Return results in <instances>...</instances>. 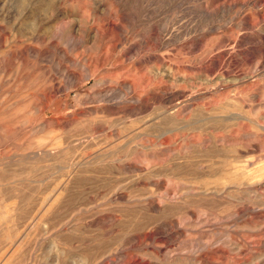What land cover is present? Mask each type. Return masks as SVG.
Returning <instances> with one entry per match:
<instances>
[{"label":"rangeland","instance_id":"1","mask_svg":"<svg viewBox=\"0 0 264 264\" xmlns=\"http://www.w3.org/2000/svg\"><path fill=\"white\" fill-rule=\"evenodd\" d=\"M0 264H264V0H0Z\"/></svg>","mask_w":264,"mask_h":264},{"label":"bare ground","instance_id":"2","mask_svg":"<svg viewBox=\"0 0 264 264\" xmlns=\"http://www.w3.org/2000/svg\"><path fill=\"white\" fill-rule=\"evenodd\" d=\"M130 8V7H129ZM134 8V7H133ZM132 8V9H133ZM137 8V7H136ZM129 10V9H128ZM137 10V9H136ZM109 11V10H108ZM128 13V11H127V5L126 6H121L120 8H119V10L117 11V13H116V15L117 16H119V18H120V21L122 20V21H126L129 17H128V15H127V13ZM130 12H132V10H130ZM136 12V11H135ZM140 12V11H139ZM133 13H134V11H133ZM110 14V13H109ZM131 14V13H130ZM138 14V13H137ZM140 14V13H139ZM136 15V14H135ZM131 16V15H130ZM132 16H133V14H132ZM133 17H135V16H133ZM137 17V16H136ZM135 17V18H136ZM135 18H133V19H135ZM118 19V18H117ZM130 19V18H129ZM116 20V19H115ZM132 20V19H131ZM117 22V21H116ZM112 23V22H111ZM119 23V22H118ZM116 25V27H118L119 25H117V23L115 24ZM113 26V25H112ZM120 28V27H119ZM125 35V34H124ZM108 61L109 60H107L106 58L104 59V60H102V61H99L98 63H97V66H96V69L94 70V73H96V77H97V75H98V71H99V73H100V67H99V64L102 62V64L103 65H106L107 63H108ZM203 61V60H202ZM96 65V64H95ZM83 66H84V68L87 70L88 69V64L86 63V62H84V64H83ZM112 66V65H111ZM150 75V74H149ZM152 75H153V73H152ZM151 76V75H150ZM95 77V76H94ZM154 78V77H153ZM104 78L102 77H100L99 79H98V83L101 85V84H105V82H104ZM152 81H154L153 79H152ZM107 83V82H106ZM150 83H152V82H150ZM150 85V84H149ZM149 87V86H148ZM153 89H155L154 87H153ZM86 94V93H85ZM143 94V93H142ZM141 96V95H140ZM88 108V107H87ZM90 113V112H89ZM95 122V121H94Z\"/></svg>","mask_w":264,"mask_h":264}]
</instances>
